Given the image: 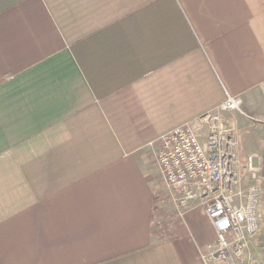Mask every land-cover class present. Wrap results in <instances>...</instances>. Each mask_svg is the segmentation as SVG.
<instances>
[{
	"label": "crops",
	"instance_id": "0c3cea01",
	"mask_svg": "<svg viewBox=\"0 0 264 264\" xmlns=\"http://www.w3.org/2000/svg\"><path fill=\"white\" fill-rule=\"evenodd\" d=\"M227 94L260 163L264 0H0V264H204L148 142Z\"/></svg>",
	"mask_w": 264,
	"mask_h": 264
},
{
	"label": "built area",
	"instance_id": "2783aa9c",
	"mask_svg": "<svg viewBox=\"0 0 264 264\" xmlns=\"http://www.w3.org/2000/svg\"><path fill=\"white\" fill-rule=\"evenodd\" d=\"M241 104L239 95L227 94L215 110L148 142L174 214L182 218L202 206L210 221L215 238L201 252L204 264H264L250 246L259 231V189L253 183L243 185L245 174L256 177L259 156L240 157L236 130L220 118L221 111L242 112Z\"/></svg>",
	"mask_w": 264,
	"mask_h": 264
},
{
	"label": "rangeland",
	"instance_id": "374dc122",
	"mask_svg": "<svg viewBox=\"0 0 264 264\" xmlns=\"http://www.w3.org/2000/svg\"><path fill=\"white\" fill-rule=\"evenodd\" d=\"M224 124L226 125V123L224 122ZM233 127H236V131H240V127L237 126L236 124H229ZM227 126V125H226ZM239 129V130H238ZM238 134V133H237ZM241 136V135H240ZM245 140L247 143H243L241 142V137H239V144H240V148H241V144L243 143V147L241 149L242 153L248 155V154H252L248 152V147L246 146L248 145V140L251 138L250 135H244ZM263 138V137H262ZM245 142V141H244ZM264 155V154H263ZM244 176L248 177V180H243V185L244 188L247 187L249 184H255L257 185L258 189H259V198H258V206H257V210H258V215H259V233H258V238H259V242L258 244H256V247H252V251L255 252V256L259 259H263L264 260V158L261 156V160H260V169L256 172L255 174V178L252 177L250 174H245ZM244 178V177H243ZM255 179V180H252ZM200 210H203L202 208H198L197 210H195L194 212H198Z\"/></svg>",
	"mask_w": 264,
	"mask_h": 264
}]
</instances>
